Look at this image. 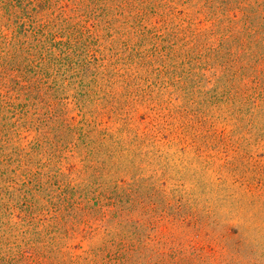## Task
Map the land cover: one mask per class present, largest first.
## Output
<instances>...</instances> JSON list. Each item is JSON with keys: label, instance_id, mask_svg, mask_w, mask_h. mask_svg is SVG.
<instances>
[{"label": "rangeland", "instance_id": "rangeland-1", "mask_svg": "<svg viewBox=\"0 0 264 264\" xmlns=\"http://www.w3.org/2000/svg\"><path fill=\"white\" fill-rule=\"evenodd\" d=\"M0 264H264V0H0Z\"/></svg>", "mask_w": 264, "mask_h": 264}]
</instances>
